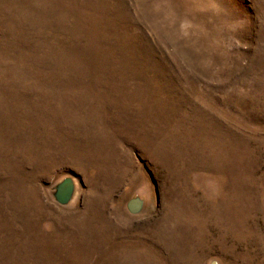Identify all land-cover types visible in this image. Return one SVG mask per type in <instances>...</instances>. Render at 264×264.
Returning a JSON list of instances; mask_svg holds the SVG:
<instances>
[{
    "label": "rangeland",
    "instance_id": "1",
    "mask_svg": "<svg viewBox=\"0 0 264 264\" xmlns=\"http://www.w3.org/2000/svg\"><path fill=\"white\" fill-rule=\"evenodd\" d=\"M213 262L264 264V0H0V264Z\"/></svg>",
    "mask_w": 264,
    "mask_h": 264
},
{
    "label": "water",
    "instance_id": "2",
    "mask_svg": "<svg viewBox=\"0 0 264 264\" xmlns=\"http://www.w3.org/2000/svg\"><path fill=\"white\" fill-rule=\"evenodd\" d=\"M74 189V179L70 176L64 177L55 186V191L53 193L55 201L61 205L67 204L72 199ZM142 205L143 201L139 197L129 198L126 202V207L132 214L138 213L141 210ZM212 264H214V262Z\"/></svg>",
    "mask_w": 264,
    "mask_h": 264
},
{
    "label": "bare ground",
    "instance_id": "3",
    "mask_svg": "<svg viewBox=\"0 0 264 264\" xmlns=\"http://www.w3.org/2000/svg\"><path fill=\"white\" fill-rule=\"evenodd\" d=\"M104 92V91H103ZM148 95V94H147ZM132 98V97H131ZM130 98V99H131ZM134 98V97H133ZM149 98V97H148ZM145 101V100H144ZM106 102V101H105ZM155 103V102H154ZM128 104V103H127ZM152 104V103H151ZM97 105V104H96ZM156 105V104H155ZM119 106V105H118ZM132 107H133V105H131ZM154 106V105H153ZM126 107H127V105H126ZM137 109V108H136ZM154 109V108H153ZM157 110H158V108H157ZM104 112V111H103ZM102 112V113H103ZM143 112V111H142ZM147 112V111H146ZM198 113V112H197ZM118 115V114H117ZM138 115V114H137ZM146 115V114H145ZM140 116V115H139ZM149 116V115H148ZM107 117V116H106ZM147 117V116H146ZM140 118V117H139ZM169 119V118H168ZM137 120V119H136ZM141 120H142V118H141ZM147 120H149V119H147ZM125 121V120H124ZM103 122V121H102ZM111 122V121H110ZM145 123V122H144ZM99 124V123H98ZM97 124V125H98ZM155 125V124H154ZM109 126V125H108ZM116 126V125H115ZM119 127V126H118ZM106 129V128H105ZM126 131V130H125ZM90 132H91V130H90ZM89 132V133H90ZM100 132H102V129H101V131ZM104 132V131H103ZM152 132H154V131H152ZM156 132V131H155ZM89 133H87V134H89ZM98 134V133H97ZM145 134V133H144ZM86 135V134H85ZM84 135V136H85ZM101 135V134H100ZM127 135H128V133H127ZM130 135L131 134H129V137H130ZM89 136V135H88ZM102 136H103V134H102ZM104 137V136H103ZM75 138V137H74ZM93 138V137H92ZM115 138V137H114ZM132 138V137H131ZM137 138V137H136ZM87 139V138H86ZM102 139V138H101ZM104 139V138H103ZM106 139V138H105ZM117 139V138H116ZM130 139V138H129ZM151 139H152V137H151ZM74 141V140H73ZM83 141V140H82ZM89 141V140H88ZM177 141V140H176ZM94 142V141H93ZM68 143V142H67ZM70 143V142H69ZM102 143H103V141H102ZM106 143V142H105ZM116 143V142H115ZM118 143H120V142H118ZM73 144V143H72ZM66 145V144H65ZM69 145V144H68ZM104 145V144H103ZM146 146V145H145ZM68 147V146H67ZM110 147V146H109ZM215 147V146H214ZM108 148V147H107ZM115 148V147H114ZM90 149H92V148H90ZM111 149H113V148H111ZM78 150V149H77ZM84 150V149H83ZM82 151V150H81ZM113 151V150H112ZM94 152V151H93ZM199 152V151H198ZM69 153V152H68ZM123 153V152H122ZM114 154H115V151H114ZM113 154V155H114ZM201 154V153H200ZM112 156V155H111ZM119 157V156H118ZM209 157V156H208ZM50 158V157H49ZM91 158V157H90ZM112 158V157H111ZM110 158V159H111ZM114 158H115V156H114ZM130 158V157H129ZM40 159H42V158H40ZM113 159V158H112ZM114 160V159H113ZM113 160H111V161H113ZM128 160V159H127ZM130 160V159H129ZM77 161V160H76ZM85 161V160H84ZM110 161V162H111ZM73 162V161H72ZM93 162V161H92ZM114 162V161H113ZM115 162H117V161H115ZM96 163V162H95ZM87 164V163H86ZM92 164V163H91ZM109 165L111 164V163H108ZM83 165V164H82ZM121 165V164H120ZM93 166V165H92ZM115 166V165H114ZM127 166H129L128 165V163H127ZM100 167V166H99ZM117 167V166H116ZM123 167V166H122ZM87 168V167H86ZM128 168H130V167H128ZM216 168V167H215ZM100 169H102V168H100ZM109 169H110V167H109ZM113 169V168H112ZM118 169V168H117ZM126 169H127V167H126ZM108 170V169H107ZM99 171V170H98ZM106 171V170H105ZM114 172H116V171H114ZM103 173V172H102ZM110 173V172H109ZM112 173V172H111ZM124 173V172H123ZM105 174V173H104ZM107 174V173H106ZM105 174V175H106ZM113 174V173H112ZM116 174V173H115ZM114 175V174H113ZM112 177H114V176H112ZM104 178H105V176H104ZM122 178V177H121ZM183 181V180H182ZM110 182V181H109ZM181 185V184H180ZM250 188V187H249ZM187 189H188V187H187ZM253 192V191H252ZM102 194V193H101ZM108 194V193H107ZM261 194V193H260ZM101 196V195H100ZM101 200V199H100ZM107 201V200H106ZM229 201V200H228ZM198 203V202H197ZM186 205V204H185ZM179 206V205H178ZM184 206V205H183ZM182 209V208H181ZM172 210V209H171ZM222 210V209H221ZM174 211V210H173ZM217 211V210H216ZM103 213V212H102ZM177 213V212H176ZM201 213V212H200ZM215 213V212H214ZM184 214V213H183ZM218 214V213H217ZM185 215V214H184ZM174 216V215H173ZM176 216V215H175ZM203 219H205V218H203ZM76 221V220H75ZM84 222V221H83ZM98 222V221H97ZM56 223H57V221H56ZM226 225V224H225ZM81 227V226H80ZM235 227V226H234ZM237 227V226H236ZM91 230V229H90ZM73 232V231H72ZM79 232V231H78ZM28 238V237H27ZM105 238V237H104ZM123 239V238H122ZM82 240V239H81ZM125 240H127L126 238H125ZM138 241V240H137ZM59 242V241H58ZM167 242V241H166ZM68 243V242H67ZM73 243V242H72ZM137 243V242H136ZM80 245V244H79ZM92 245V244H91ZM105 247V246H104ZM143 248H144V246H143ZM142 249V248H141ZM140 249V250H141ZM145 249V248H144ZM144 253V252H143ZM145 253H147V251H145ZM69 256V255H68ZM151 256V255H150ZM61 259V258H60ZM122 261V260H121Z\"/></svg>",
    "mask_w": 264,
    "mask_h": 264
}]
</instances>
